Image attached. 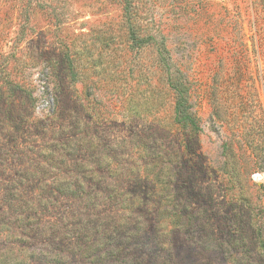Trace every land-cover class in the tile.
Instances as JSON below:
<instances>
[{"label":"rangeland","instance_id":"rangeland-1","mask_svg":"<svg viewBox=\"0 0 264 264\" xmlns=\"http://www.w3.org/2000/svg\"><path fill=\"white\" fill-rule=\"evenodd\" d=\"M127 1L0 0V264H264V0Z\"/></svg>","mask_w":264,"mask_h":264},{"label":"trees","instance_id":"trees-1","mask_svg":"<svg viewBox=\"0 0 264 264\" xmlns=\"http://www.w3.org/2000/svg\"><path fill=\"white\" fill-rule=\"evenodd\" d=\"M123 1H124L123 16L125 17L124 19H125L126 24H128L130 27V39L134 42L139 43V41L141 42V41L147 40L148 38H151V36L149 35L145 38H141L138 36V34H140V29L138 28V25H137V14H136L135 7L131 5L127 0H123ZM169 75L170 74L168 73L167 77L170 79ZM173 87L177 92V98L175 102L176 122L187 123L188 117H187V113L185 110L186 89L182 85V83H179L178 81L174 83Z\"/></svg>","mask_w":264,"mask_h":264}]
</instances>
